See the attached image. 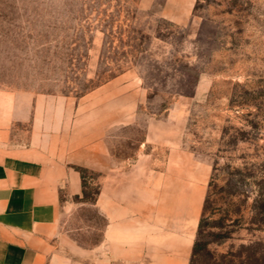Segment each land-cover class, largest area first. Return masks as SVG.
Here are the masks:
<instances>
[{
	"label": "rangeland",
	"instance_id": "1",
	"mask_svg": "<svg viewBox=\"0 0 264 264\" xmlns=\"http://www.w3.org/2000/svg\"><path fill=\"white\" fill-rule=\"evenodd\" d=\"M102 89L136 115L107 131L114 160L139 152L148 118L176 130L188 195L202 189L189 264H264V0H0V127L9 105L45 122ZM29 123L10 125L17 143ZM78 172L59 232L82 249L103 219L98 175Z\"/></svg>",
	"mask_w": 264,
	"mask_h": 264
},
{
	"label": "crops",
	"instance_id": "2",
	"mask_svg": "<svg viewBox=\"0 0 264 264\" xmlns=\"http://www.w3.org/2000/svg\"><path fill=\"white\" fill-rule=\"evenodd\" d=\"M15 107L0 127V264H187L202 189L188 195L186 151L168 119L148 118L139 152L116 161L107 131L136 121L122 89L88 93L45 122ZM26 120L17 143L10 125ZM78 169L98 175L89 204L103 219L98 243L82 249L59 232L62 205L82 188Z\"/></svg>",
	"mask_w": 264,
	"mask_h": 264
},
{
	"label": "trees",
	"instance_id": "3",
	"mask_svg": "<svg viewBox=\"0 0 264 264\" xmlns=\"http://www.w3.org/2000/svg\"><path fill=\"white\" fill-rule=\"evenodd\" d=\"M197 249L196 247V240L194 239L193 243H192V247H191V253H190V257L188 260V264L191 263L193 256L195 255V250Z\"/></svg>",
	"mask_w": 264,
	"mask_h": 264
}]
</instances>
